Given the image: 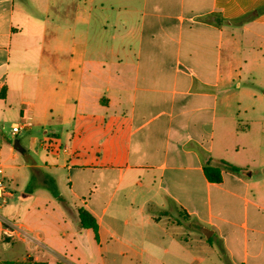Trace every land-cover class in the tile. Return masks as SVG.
I'll return each instance as SVG.
<instances>
[{
	"label": "crops",
	"instance_id": "0c3cea01",
	"mask_svg": "<svg viewBox=\"0 0 264 264\" xmlns=\"http://www.w3.org/2000/svg\"><path fill=\"white\" fill-rule=\"evenodd\" d=\"M50 133L65 147L41 163ZM253 141L264 0H0V264H264V160L227 161ZM221 160L242 170L210 182ZM59 177L63 201L33 190Z\"/></svg>",
	"mask_w": 264,
	"mask_h": 264
},
{
	"label": "rangeland",
	"instance_id": "374dc122",
	"mask_svg": "<svg viewBox=\"0 0 264 264\" xmlns=\"http://www.w3.org/2000/svg\"><path fill=\"white\" fill-rule=\"evenodd\" d=\"M244 39V38H243ZM238 119H243V121H238ZM237 119V121H233L232 122V128H236L238 127V123H241L242 126H245L246 124V121H245V116L244 115H240L239 118ZM223 120V119H222ZM12 121L13 119H9V122H8V130L11 131L12 130ZM52 134V133H50ZM23 135V133H21L18 138L19 139H23L21 138V136ZM45 136V135H44ZM244 134L242 133L241 130L239 131H235L233 133V139L231 140V142L234 144V145H237V144H247V139L244 138ZM44 138V137H43ZM255 141H253V145L252 146H248V145H241V147H239V152L238 154H235L234 151H229L228 155H227V161H233V160H237V159H240V160H244V161H249V165H250V168L251 169H257L259 168L260 166V162L261 160H264V147L261 148L260 146H256V144L254 143ZM245 146V147H244ZM38 152L37 154L34 153V155L36 156V158L41 162L43 163L44 160L48 159L47 156L48 154H46V152H44L42 150V148L40 146H38ZM64 174H66L65 171H63ZM90 173V174H89ZM88 175H92L94 177V174H92L91 172H88ZM56 178H57V175H54ZM66 176V175H65ZM59 180H60V183H57L56 181H52L51 182V189H55L56 192L60 195V191L65 194V195H68V188H69V183H67V179L64 177H59ZM117 183V179L114 180L113 182V186H115V184ZM40 184H42L40 182ZM59 184V185H58ZM50 188L47 187V184H46V181H45V186L44 184L43 185H35L33 187V190L36 191V193H39L41 195H51L50 193H52ZM19 194V193H18ZM53 194V193H52ZM61 196V195H60ZM204 197H206V195H204ZM63 198V197H62ZM15 198L11 199L10 200V207H11V211L12 213L15 215L14 219L16 221H21L23 220V216L21 215L20 211L18 210V208L16 206H12V205H15ZM192 224V223H191ZM191 224H188L189 225V228H186L189 230V232H195V228L194 226H192ZM198 230H196L197 232ZM197 233H199L201 235V233L198 231ZM190 237H192L193 235L190 234ZM202 236V235H201ZM189 237V238H190ZM193 243V241H191ZM217 248H218V245H216ZM17 252H24L23 250V246H22V243H19L18 244V249H17ZM213 252L215 254H213ZM212 254H211V259L212 260H208L207 259V262L205 264H227V262L221 258L220 260V256H219V250L215 248V251L213 250Z\"/></svg>",
	"mask_w": 264,
	"mask_h": 264
},
{
	"label": "trees",
	"instance_id": "16d2710c",
	"mask_svg": "<svg viewBox=\"0 0 264 264\" xmlns=\"http://www.w3.org/2000/svg\"><path fill=\"white\" fill-rule=\"evenodd\" d=\"M228 168L232 171L235 172H239L242 169L240 167H237L235 165L230 164L227 161L221 160L220 163L218 165H211V164H206L204 166V174L206 176V178L210 181V182H215V183H220L222 181V168ZM53 180H51L52 182ZM49 187L51 189L52 185L51 183L49 184ZM52 193L54 196H56L57 198H59L60 200H64L57 192L55 189H51ZM79 215L81 218V225L83 227H89L92 228L93 231L95 232V234L97 235L98 233V222L97 220L89 213L87 212L85 209H79ZM11 264V263H8ZM33 264H47V263H36L34 262Z\"/></svg>",
	"mask_w": 264,
	"mask_h": 264
},
{
	"label": "built area",
	"instance_id": "2783aa9c",
	"mask_svg": "<svg viewBox=\"0 0 264 264\" xmlns=\"http://www.w3.org/2000/svg\"><path fill=\"white\" fill-rule=\"evenodd\" d=\"M30 123L25 119L22 125L14 126L12 132L17 135L21 132L24 126H28ZM42 146L47 154L57 156L61 154L64 149V145L60 138L53 134H45L42 140ZM2 169H0V173ZM0 199L2 202L6 200V186L4 180H0ZM19 227L10 222H4L3 234L5 237H12Z\"/></svg>",
	"mask_w": 264,
	"mask_h": 264
},
{
	"label": "water",
	"instance_id": "95a60500",
	"mask_svg": "<svg viewBox=\"0 0 264 264\" xmlns=\"http://www.w3.org/2000/svg\"><path fill=\"white\" fill-rule=\"evenodd\" d=\"M17 143H19V142L16 141V145H15V147H16L18 150H21V148H19V146H17ZM202 231H203V234L205 235L206 238H210L211 235H212V233H213L212 230H210V229H208V228H206V227H203V228H202Z\"/></svg>",
	"mask_w": 264,
	"mask_h": 264
}]
</instances>
